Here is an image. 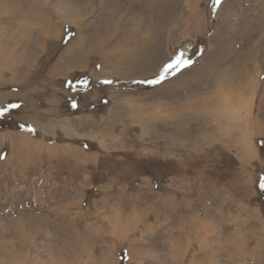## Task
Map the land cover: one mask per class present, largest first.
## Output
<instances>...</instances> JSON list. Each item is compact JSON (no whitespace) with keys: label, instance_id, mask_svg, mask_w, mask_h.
<instances>
[{"label":"rangeland","instance_id":"obj_1","mask_svg":"<svg viewBox=\"0 0 264 264\" xmlns=\"http://www.w3.org/2000/svg\"><path fill=\"white\" fill-rule=\"evenodd\" d=\"M0 109V264H264V0H0Z\"/></svg>","mask_w":264,"mask_h":264},{"label":"snow or ice","instance_id":"obj_2","mask_svg":"<svg viewBox=\"0 0 264 264\" xmlns=\"http://www.w3.org/2000/svg\"><path fill=\"white\" fill-rule=\"evenodd\" d=\"M221 2V0H214L215 4H219ZM191 61H186L182 58V54L181 57L177 59V61L175 63L169 64L166 68H165V72H169L175 68H178L181 64H183L184 66H188L190 65ZM154 82H159V81H154ZM106 83H110V81H106ZM151 83V82H150ZM9 107H19V105H10ZM4 111H6V109H0V115H3ZM261 187H264V184L261 185Z\"/></svg>","mask_w":264,"mask_h":264},{"label":"bare ground","instance_id":"obj_3","mask_svg":"<svg viewBox=\"0 0 264 264\" xmlns=\"http://www.w3.org/2000/svg\"><path fill=\"white\" fill-rule=\"evenodd\" d=\"M2 132V131H1ZM22 136H24V138L23 139H25V138H27V135L26 134H21ZM28 140H29V137L27 138V139H25L24 141L25 142H28ZM261 258V257H260ZM259 259V258H258ZM260 260V259H259Z\"/></svg>","mask_w":264,"mask_h":264}]
</instances>
